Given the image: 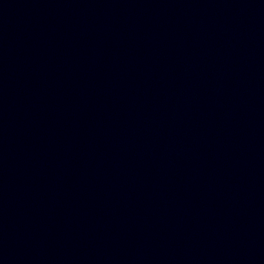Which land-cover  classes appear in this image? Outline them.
Masks as SVG:
<instances>
[{
    "label": "water",
    "instance_id": "obj_1",
    "mask_svg": "<svg viewBox=\"0 0 264 264\" xmlns=\"http://www.w3.org/2000/svg\"><path fill=\"white\" fill-rule=\"evenodd\" d=\"M264 90V0H227Z\"/></svg>",
    "mask_w": 264,
    "mask_h": 264
}]
</instances>
